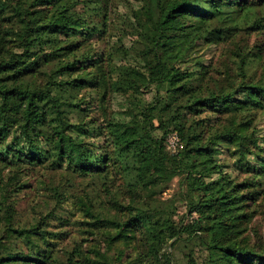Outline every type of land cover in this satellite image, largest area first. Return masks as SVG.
Here are the masks:
<instances>
[{"label":"trees","instance_id":"obj_1","mask_svg":"<svg viewBox=\"0 0 264 264\" xmlns=\"http://www.w3.org/2000/svg\"><path fill=\"white\" fill-rule=\"evenodd\" d=\"M52 1L0 0V180L18 181L33 165L101 184L86 191V236L68 246L56 245L58 233L16 224L11 210L4 219L0 207V264H117L101 249L112 238L107 204L122 212L119 228L135 233L142 264H178L171 250L187 242L203 246L207 260L189 251L184 264H264V238L252 242L250 232L264 196V0H157L155 11L146 2L127 11L131 30L121 37L110 35L106 12L102 27L92 20L103 10L97 0H83L77 15L49 11ZM24 53L36 64L23 63ZM136 68L153 94L137 109V136L121 140L114 117L91 130L97 118L80 94L107 101L119 85L136 84ZM32 76L33 87L24 81ZM103 128L113 135L110 148L84 139ZM172 132L181 146L170 151L164 139ZM223 140L236 174L219 157ZM142 169L179 175L180 197L196 216L176 224L172 199L141 195ZM37 182L50 191L47 203L58 202L57 187ZM12 239L27 250L12 248Z\"/></svg>","mask_w":264,"mask_h":264},{"label":"rangeland","instance_id":"obj_2","mask_svg":"<svg viewBox=\"0 0 264 264\" xmlns=\"http://www.w3.org/2000/svg\"><path fill=\"white\" fill-rule=\"evenodd\" d=\"M70 0H53L47 6L49 11L64 9L68 14L77 15L83 11V0H75L80 3L76 4L73 8H68ZM97 4L103 7V14L101 11L92 20H95L98 27L103 26V15L107 13V25L109 26L110 35H117L121 37L125 32H129L130 26L128 25V19L126 13L130 7H143L147 2L150 11L157 9V0H97ZM102 24V25H101ZM96 37L103 38V32L97 33ZM130 38L127 33L126 38ZM126 40V39H125ZM103 41L98 43L97 52L104 50ZM209 55L203 57L204 60L208 59ZM22 62L27 66L32 67L36 64L32 54H21L19 57ZM124 64H128L125 60ZM136 72L131 73V77L136 81V84L129 86L126 84L119 85L113 92V95L107 100H100V95L93 93L89 90L82 92L80 97L85 99L84 104H88L90 107L89 116L94 115L95 125H92L91 130L101 126L102 120L106 117H114L117 121L116 127L120 131L121 140L132 138L137 136V129L135 125L140 121H143L141 116L137 114L138 107L142 106L152 99V91L145 89L143 84L146 80L142 71L135 69ZM35 78L28 77L24 81L31 87L34 86ZM210 115L203 112L199 115L200 118H207ZM207 122V120H206ZM156 124V121H154ZM93 132V131H92ZM113 135L107 128L102 129L101 135H95V132L90 135L84 136V139L88 142L95 141L96 144H105L108 142V148L111 147ZM164 144L168 150H172L168 145L167 137L164 139ZM181 146L178 145V147ZM221 147V153L219 157L225 164L224 168L226 174L238 173L236 165H234L231 158L226 156V141H220L218 144ZM199 160H202L203 156L196 155ZM142 185L139 192L145 197H155L160 201L170 203V200L174 201L176 206V213L173 220L176 224L185 223L192 216L195 217V213L192 216L187 213V206L184 200L180 197V176H171L169 170H153L142 169ZM50 175V178L49 176ZM20 179L17 181H7L6 174L3 179L0 180V207L1 214L6 219L9 210L12 211L13 220L18 225H24L33 228L34 230H42L46 232H55L62 235L54 237L56 245L68 246L71 244L73 238H79L86 236L83 232L85 227V218H93V214L88 211L86 191L92 189H98L101 181L95 180L90 174H79L67 169L64 171L45 170L39 166L28 165L26 169L20 172ZM42 176L48 185L52 183L57 187L59 193L58 202L48 200L45 201V196L50 194L47 190L46 195L43 189L37 185L38 179ZM52 179V180H51ZM157 201L159 204L163 202ZM260 205V206H259ZM257 205L253 222L250 226V232L252 234V242L259 238H264V196L261 203ZM156 211L151 213L155 214ZM103 219L108 221L105 223L111 231L112 238L101 239V249L104 254L111 260H115L117 264H142L141 257L138 256V252L135 247V233L132 230L119 228V223L123 221L124 217L120 209L116 205L107 204L103 210ZM158 225H150L148 231L157 232ZM159 238L153 239L154 247H159ZM12 248L27 250L26 246L18 239L11 240ZM192 252L191 254L199 261L204 263L207 260V251L201 245H195L192 242H187L184 245L181 244L171 250V253L178 264H184L186 262L185 253ZM213 254V253H212ZM214 255V254H213ZM61 258L64 256L60 254ZM228 264H236L231 261Z\"/></svg>","mask_w":264,"mask_h":264},{"label":"built area","instance_id":"obj_3","mask_svg":"<svg viewBox=\"0 0 264 264\" xmlns=\"http://www.w3.org/2000/svg\"><path fill=\"white\" fill-rule=\"evenodd\" d=\"M167 141L169 143V147L172 150H176L178 145H180V138L176 132H172L167 136Z\"/></svg>","mask_w":264,"mask_h":264}]
</instances>
